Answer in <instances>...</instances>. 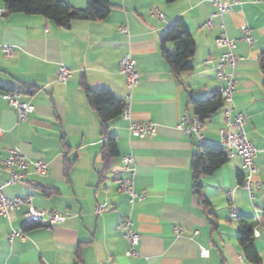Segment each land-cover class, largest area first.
Masks as SVG:
<instances>
[{"label": "crops", "instance_id": "obj_1", "mask_svg": "<svg viewBox=\"0 0 264 264\" xmlns=\"http://www.w3.org/2000/svg\"><path fill=\"white\" fill-rule=\"evenodd\" d=\"M64 1L83 8L87 0ZM108 1L106 18L76 19L68 26L39 14L0 15V44L14 48L11 56L0 51V83L34 106L18 121L0 95V157L14 148L48 165L46 175L30 167L21 184H5L8 174L0 168L1 190L9 197L32 196L35 207L67 214L49 227L25 223L24 204L12 211L10 220L0 215V264H264V88L258 63L264 53V0H226L230 9L222 14L213 0ZM0 8L6 9L1 0ZM154 8L164 19L150 13ZM175 19L184 21L195 43L192 69L178 77L159 48L160 34ZM207 19L212 25L202 27ZM124 24L129 36L120 31ZM242 25L248 27L250 41L244 39ZM221 32L236 41L235 52L242 58L235 66L232 116H245L244 133L257 149L252 179L260 188L250 197L242 184L246 165L238 155L227 156L212 173L200 176L209 203L204 208L192 190L190 161L199 144H219L224 105L203 123L198 121L201 139L178 124L184 115L191 122L197 119L190 97L206 98L225 84L214 69L222 52L215 38ZM166 48L172 51L173 44L168 42ZM126 52L139 72L134 86L119 72ZM208 58L212 64L205 63ZM61 65L73 70L65 82L56 80ZM82 81L91 89L107 88L125 102L124 112L108 123L118 152L108 164L101 155L100 118L87 101ZM25 85L35 92L16 91ZM131 121L151 122L155 130L132 136ZM124 154L134 158V190L145 194L132 202L120 188L128 175L119 159ZM100 203L106 209L96 214ZM231 207L238 211L235 218ZM123 217L140 234L136 256L125 254L129 243L117 228ZM239 217L253 223L257 263L246 258L238 242ZM13 229L25 237L9 240Z\"/></svg>", "mask_w": 264, "mask_h": 264}, {"label": "built area", "instance_id": "obj_2", "mask_svg": "<svg viewBox=\"0 0 264 264\" xmlns=\"http://www.w3.org/2000/svg\"><path fill=\"white\" fill-rule=\"evenodd\" d=\"M214 6L217 8L218 13L222 14L230 9V3L226 0H213ZM6 12V9L0 8V15ZM150 13L157 17L158 19H164L163 13L154 8L150 10ZM212 25L211 19H207L202 23V27H209ZM120 31L126 36H129V30L127 25H121ZM243 33L244 39L247 41L251 40L248 35V27L242 25L240 27ZM215 45L222 49L220 60L215 64V74L219 79H223L225 84L220 88V94L223 99V115H224V125L219 129V144L221 147L225 148L227 156L238 155L242 158L244 164L247 168V173L243 179V186L249 191V196H254V190L260 188L259 183H253L252 171H253V157L257 153V149L254 145L247 139L244 133L245 126V116L242 112H236L232 116V94L235 90L236 80H235V66L237 62L242 59L235 52L236 41L229 38L225 32H221L215 38ZM0 51L4 56H11L14 53V48L8 44H0ZM205 63L212 64L213 60L208 58ZM119 72L123 74L126 81L134 86L139 80V72L135 69L133 59L130 52H126L119 60ZM73 74V70L61 65L56 80L60 82L67 81ZM4 99H6L14 108L18 121H23L26 119L28 113L32 112L34 106L29 102H23L19 100V94L15 91L3 92L0 94ZM186 123L188 125H186ZM178 126L184 128L189 132H195L198 134L199 139L201 135L199 134V122L196 119L191 122L187 115L182 116ZM129 132L132 136L143 137L154 132L155 126L151 122H138L131 121L129 124ZM2 128L0 127V136L2 134ZM119 159L123 162L121 169L128 173V175L121 179L120 188L127 192L130 196V201L132 202L135 198H143L145 194L143 192L137 193L133 187V176H134V158L130 154H124L119 156ZM33 167L35 173L39 175H46L47 173V163L43 159L31 160L27 158L20 150L9 148L7 149V155L0 157V168L7 172V179L5 184H21L26 181V176L28 169ZM115 170L120 169L119 166L113 164ZM230 198V194H228ZM22 204L26 205V210L23 213V219L25 223H42L49 227L54 223L62 222L67 217L65 212L57 211L54 209H40L32 204V196L21 197H9L5 195L0 187V215L11 219V213L14 209H18ZM106 209L105 203L97 204L94 212L100 214ZM237 209L231 207L230 214L232 218L237 217ZM117 228L122 233L123 237L128 241L129 248L126 250L125 254L130 256L138 255L136 246L140 242V234L137 233L132 228V222L129 218H121L117 224ZM174 231L180 234V227L175 226ZM15 235L21 238L25 237L22 231L13 229L9 234V240ZM204 250H201L203 254Z\"/></svg>", "mask_w": 264, "mask_h": 264}, {"label": "trees", "instance_id": "obj_3", "mask_svg": "<svg viewBox=\"0 0 264 264\" xmlns=\"http://www.w3.org/2000/svg\"><path fill=\"white\" fill-rule=\"evenodd\" d=\"M1 1L8 13L23 12L26 14H39L61 26H68L72 20L76 19H104L110 12L108 0H87L83 8H75L64 0ZM168 42L173 44L172 51H168L166 48ZM159 48L175 77L191 71V58L195 52V43L183 20L175 19L167 25L160 34ZM258 63L263 74L262 85L264 88V53ZM81 84L89 105L97 112L100 118L99 130L102 137L101 155L102 159L108 164L112 158L118 156L116 136L109 132L108 123L124 112L125 102L122 99L116 98L112 91L107 88L91 89L86 81H82ZM6 90L10 91L11 88L0 83V91ZM35 90L36 88L32 85H25L24 88L16 91L33 93ZM189 103L197 120L203 123L213 113L221 109L223 99L220 92H213L208 97L202 99L190 97ZM226 159L225 148L215 144H199L191 157L192 190L198 195L200 204L204 208L209 203L203 196L200 176L212 173ZM45 192L48 193L49 191L45 190ZM262 216L264 221V207ZM252 226V221L239 217L237 239L246 258L251 262L257 263L260 261V256L254 246Z\"/></svg>", "mask_w": 264, "mask_h": 264}]
</instances>
